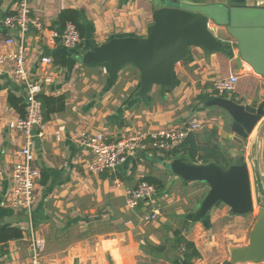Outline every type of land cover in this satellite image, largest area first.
I'll return each instance as SVG.
<instances>
[{
    "label": "crops",
    "instance_id": "0c3cea01",
    "mask_svg": "<svg viewBox=\"0 0 264 264\" xmlns=\"http://www.w3.org/2000/svg\"><path fill=\"white\" fill-rule=\"evenodd\" d=\"M19 1L0 0V52H11L21 42L17 31L5 30L1 25L3 15L13 14ZM27 2L31 16L44 28L43 33L30 28L23 38L28 76L41 86L40 95L64 98L63 110L43 121L34 138L40 176L31 218L35 233L45 241L43 264H181L182 257L173 243L176 231L195 245L199 258L194 264H225L231 248L247 245L253 224L250 230L239 228L233 232L235 242L241 244L224 246L217 237L221 234L213 227L231 218L241 222L243 216L231 215L228 207L217 205L205 219H196L194 213L208 192L205 184H186L176 179L163 165L170 157L156 152H139L114 170L90 175L83 168L89 153L77 147L74 139L80 132H90L117 141L137 133L184 127L197 119L202 127L195 134L200 137L214 144L223 140L235 146L245 143L248 148L251 135L247 140L240 139L229 130V121L227 126L221 110L204 107L205 101L213 98L211 86L218 78L236 75L238 82L252 79L264 85V68L258 71L249 58L242 57L230 23L208 21L214 37L225 43L224 51L207 53L191 48L188 59L174 66L170 89L153 87L146 97L136 98L139 74L131 65L111 77L107 65L86 66L80 56L113 38L146 37L152 13L158 8L152 0ZM205 4L219 6L225 18H230L227 11L236 9L264 13L263 0L258 4L256 0H245L227 7H222L219 0H207ZM65 9L76 10L85 28L80 45L72 50L60 40L50 41V31L60 32L57 17ZM8 37L14 39V45L3 43ZM238 54L241 67L235 73ZM43 57L52 63L41 64ZM63 61L65 66H61ZM10 72L7 66L0 76V228H18L21 238L0 245V264H28V218L7 204L16 153L23 142L15 125L25 115V87L11 79ZM8 95L19 101L23 116L9 106ZM215 130L218 137L214 138ZM147 177L162 182L163 189L156 195L158 205L154 199L134 210L126 209V190ZM152 214H157L156 219H150Z\"/></svg>",
    "mask_w": 264,
    "mask_h": 264
},
{
    "label": "water",
    "instance_id": "95a60500",
    "mask_svg": "<svg viewBox=\"0 0 264 264\" xmlns=\"http://www.w3.org/2000/svg\"><path fill=\"white\" fill-rule=\"evenodd\" d=\"M206 1L170 0L172 6L163 4L153 11L146 37L110 39L81 55V63L86 66L107 65L111 77L121 68L132 65L139 74V87L134 94L136 98L146 97L153 87L170 89L174 82V66L188 59L191 48H200L207 53L226 49L225 43L216 39L208 27L210 19H217L216 7L219 6L205 4ZM219 1L223 3L222 7H227L228 4H243L245 0ZM259 1L256 0V3ZM205 8L209 14L201 12ZM235 63V73H238L241 67L239 54ZM204 107L216 108L226 114L231 133L240 139L247 140L258 126L254 167L264 199V105L253 107L226 96H217L205 101ZM163 165L176 179L186 184L203 183L208 188L194 213L196 219H205L218 204L228 207L234 216L254 212L250 175L242 151L230 159L227 167L213 162L195 164L179 158L169 159ZM256 200L259 208L248 243L231 248L229 261L225 264H264V202L259 201L258 194Z\"/></svg>",
    "mask_w": 264,
    "mask_h": 264
},
{
    "label": "built area",
    "instance_id": "2783aa9c",
    "mask_svg": "<svg viewBox=\"0 0 264 264\" xmlns=\"http://www.w3.org/2000/svg\"><path fill=\"white\" fill-rule=\"evenodd\" d=\"M2 27L8 31H17L21 35V42L11 52H0V76L4 68L10 66V77L15 82L22 83L25 87V115L16 122V129L22 138V146L17 151V162L11 173V189L7 197V204L12 209L26 214L29 222V237L27 239L29 249L28 264H43V252L45 241L38 236L32 224V207L36 201V185L39 179V169L35 164L34 138L35 132L43 125L42 105L39 100L42 88L30 80L27 71V56L23 41L30 28L39 33L44 28L39 19L31 16V10L27 0H20L13 14H8L2 21ZM50 41L60 40L66 49H76L81 38L76 26L67 22L63 31H50ZM6 45H14L11 37L3 40ZM41 64L50 65L51 59L43 57ZM238 82L236 75L218 78L213 81L211 93L213 97L230 96L235 92ZM201 121L192 119L184 127L168 128L151 133H137L129 135L121 140L108 141L102 133L80 132L74 139L77 147L89 153V159L83 165L86 173L99 175L109 170H114L125 163L129 158L135 157L139 152L169 154L178 150L190 134L198 133L201 129ZM157 191L146 182H140L135 188L125 192V207L134 210L139 204L152 202L156 199ZM157 214L150 216L156 219Z\"/></svg>",
    "mask_w": 264,
    "mask_h": 264
},
{
    "label": "rangeland",
    "instance_id": "374dc122",
    "mask_svg": "<svg viewBox=\"0 0 264 264\" xmlns=\"http://www.w3.org/2000/svg\"><path fill=\"white\" fill-rule=\"evenodd\" d=\"M154 4H156L155 5L156 7H159L163 4L166 6H172L170 0H152V5ZM216 9H217L218 17L215 18L222 21L226 20L228 23H230L231 32L238 39L237 44L242 57L247 59L249 58L250 62L255 66L256 70L263 72L264 13L262 14L260 11H254V12L250 11L245 13L243 12L242 9H236V10L227 11V14H229L230 18L229 17L225 18L223 17L222 14L223 10H221L219 7H216ZM201 12L204 14H209V11L207 10H201ZM260 39H262L263 42H261ZM130 67H132L133 71H135V68H133L132 65ZM222 72H223L222 75H224V71ZM222 75L220 76L222 77ZM230 97L239 101L240 103H244L251 106L258 107L261 104L264 105V85H262L258 80L240 79L235 88V92L231 94ZM223 119L224 120L226 119V124H227L229 121L227 120V116L226 117L224 116ZM263 120L264 118L262 119V121ZM256 129L257 130L251 135V142L248 148H247V144L245 143L235 146L234 144H230V142L227 140H223L221 143H217V142L215 143L216 145H218L219 151L225 156L228 162H230V159L232 157H236L237 156L236 154L238 152L242 151L244 153V158L247 163L249 175H250L253 201L255 203L254 212L252 214L243 216L241 222H237L235 221V219L231 218V220L219 222L216 226L213 227L216 233L221 234V235H217V237L220 240V242L224 244V246L230 243L241 244V242L239 243V241L235 242L234 239L235 236L232 235L233 232H236L237 230H239V228L250 230L251 225L256 219L257 209L259 208V206L256 204L257 194L259 196V201L264 202L263 194L261 192V187L259 183L256 181V172L254 167L255 159H256L255 139H256V133L258 131V126ZM225 130L228 131L227 127H225ZM229 130H230V125H229ZM213 133H214V138L218 137L216 130ZM232 147L234 148L236 147V149L233 151ZM155 203L158 205L157 199H155ZM218 206L223 208L225 205L218 204ZM229 258L227 261H229Z\"/></svg>",
    "mask_w": 264,
    "mask_h": 264
},
{
    "label": "trees",
    "instance_id": "16d2710c",
    "mask_svg": "<svg viewBox=\"0 0 264 264\" xmlns=\"http://www.w3.org/2000/svg\"><path fill=\"white\" fill-rule=\"evenodd\" d=\"M8 14H4L5 17ZM78 12L73 9L62 10L57 17V22L60 27V33L63 31L67 22L73 23L80 35L81 40L84 38L85 28L79 23ZM66 61L61 63L65 66ZM39 100L42 105L43 121H48L50 116L63 110L64 98L60 97H47L40 95ZM8 104L15 109L20 116H23L22 106L17 99L12 95H8ZM219 151L218 145L200 137L197 134H190L184 144L176 151L165 154L170 159L179 158L195 164H204L208 162L216 163L222 167H227L229 162L225 156ZM141 182H146L152 185L157 193L162 191L163 185L160 180L147 177ZM174 249L181 255V264H194V261L199 258V253L195 245L186 240L181 231H176L174 234ZM21 238V231L18 228H0V245H5L8 241L17 240Z\"/></svg>",
    "mask_w": 264,
    "mask_h": 264
},
{
    "label": "bare ground",
    "instance_id": "6f19581e",
    "mask_svg": "<svg viewBox=\"0 0 264 264\" xmlns=\"http://www.w3.org/2000/svg\"><path fill=\"white\" fill-rule=\"evenodd\" d=\"M256 130H257V129H255L254 132H255ZM254 132H253V133H254Z\"/></svg>",
    "mask_w": 264,
    "mask_h": 264
}]
</instances>
